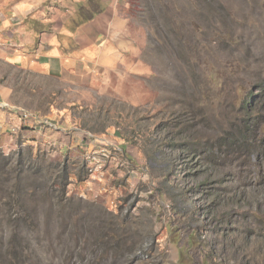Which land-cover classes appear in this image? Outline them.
<instances>
[{"label":"rangeland","instance_id":"rangeland-1","mask_svg":"<svg viewBox=\"0 0 264 264\" xmlns=\"http://www.w3.org/2000/svg\"><path fill=\"white\" fill-rule=\"evenodd\" d=\"M94 1L12 21L70 40ZM115 7L129 49L90 82L18 63L0 30V107L39 131L0 149V264H264V0Z\"/></svg>","mask_w":264,"mask_h":264},{"label":"crops","instance_id":"crops-1","mask_svg":"<svg viewBox=\"0 0 264 264\" xmlns=\"http://www.w3.org/2000/svg\"><path fill=\"white\" fill-rule=\"evenodd\" d=\"M39 1L44 0H22L11 10L9 17L1 22L0 30L3 32L4 29V42L17 44V47L9 49V55L16 58L18 63L26 62L41 72H56L76 82H90L100 77L106 67L121 59L128 51L129 41L122 37L123 34L126 35V22L115 7L117 0L94 1L97 8L92 9L91 14L85 17L88 19L84 23L75 27L70 40L60 34L62 26L54 28L51 32L41 24L38 26L37 20L33 21V27L30 24L26 27L24 23L22 29L19 21L18 24L12 21L15 18L22 21V14H29L30 18L34 15V19H41L43 15L35 10ZM71 1L81 8V2L85 0ZM6 19L8 23H12L11 28L6 26ZM23 31H26L25 43H32L31 51L20 46L19 40ZM57 33L61 36L58 37ZM0 98H4L2 90ZM18 113L20 112L17 109L0 107V149L3 151L29 142L31 139L26 140V137L30 133L36 139L39 137L34 121L22 124ZM26 125L29 128L22 130ZM34 134L38 135L35 137Z\"/></svg>","mask_w":264,"mask_h":264},{"label":"built area","instance_id":"built-area-1","mask_svg":"<svg viewBox=\"0 0 264 264\" xmlns=\"http://www.w3.org/2000/svg\"><path fill=\"white\" fill-rule=\"evenodd\" d=\"M22 114H23V116L25 117V116H27L28 112H23ZM31 116H32V115H31ZM34 118H35V117H34Z\"/></svg>","mask_w":264,"mask_h":264},{"label":"trees","instance_id":"trees-1","mask_svg":"<svg viewBox=\"0 0 264 264\" xmlns=\"http://www.w3.org/2000/svg\"><path fill=\"white\" fill-rule=\"evenodd\" d=\"M88 18H84V20H87Z\"/></svg>","mask_w":264,"mask_h":264}]
</instances>
